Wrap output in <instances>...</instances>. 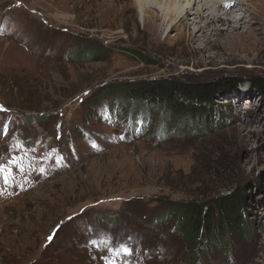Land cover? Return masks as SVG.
Masks as SVG:
<instances>
[{"label": "rangeland", "instance_id": "rangeland-1", "mask_svg": "<svg viewBox=\"0 0 264 264\" xmlns=\"http://www.w3.org/2000/svg\"><path fill=\"white\" fill-rule=\"evenodd\" d=\"M112 1L0 0V264H264V50L155 40L139 12L102 18ZM161 77L219 82L223 126L199 134L122 87ZM238 190L241 233L188 239L167 216Z\"/></svg>", "mask_w": 264, "mask_h": 264}, {"label": "bare ground", "instance_id": "bare-ground-1", "mask_svg": "<svg viewBox=\"0 0 264 264\" xmlns=\"http://www.w3.org/2000/svg\"><path fill=\"white\" fill-rule=\"evenodd\" d=\"M116 3L117 0L108 3L99 10V15L116 18L129 9L136 16L139 12L142 25L153 27L151 36L155 40H160L167 28L163 42L170 39L168 32L174 30L175 36L185 34L198 52L217 49L225 54L247 56L264 50V0H187L186 3L184 0H131L130 7H118ZM70 12L73 9L63 14L65 19L70 18ZM217 23L223 27L218 28ZM53 34L59 36L56 30ZM215 36L222 37V43L214 42Z\"/></svg>", "mask_w": 264, "mask_h": 264}, {"label": "trees", "instance_id": "trees-1", "mask_svg": "<svg viewBox=\"0 0 264 264\" xmlns=\"http://www.w3.org/2000/svg\"><path fill=\"white\" fill-rule=\"evenodd\" d=\"M253 81L264 92V80L256 77ZM219 84L217 81L190 82L175 77H161L146 82L126 83L122 87L139 100L148 99L168 115L191 122L195 120L194 128L201 134L215 128V125L219 128L223 126L219 118L221 113L217 108L210 107L214 98L219 96L218 90L221 88ZM245 196L244 192L238 190L217 199L215 213H210L212 210H202V206L195 202L167 203L166 213L167 216H177L178 226L188 239L194 240L203 234L213 238L214 233H219V230L230 229L241 233L244 231Z\"/></svg>", "mask_w": 264, "mask_h": 264}, {"label": "snow or ice", "instance_id": "snow-or-ice-1", "mask_svg": "<svg viewBox=\"0 0 264 264\" xmlns=\"http://www.w3.org/2000/svg\"><path fill=\"white\" fill-rule=\"evenodd\" d=\"M0 111H6L3 106H0ZM3 134L7 135V125L4 126L3 128ZM12 164H18L19 162L16 160L11 161ZM21 171H23V168H21ZM5 172H8L9 175H11V170L6 168L3 165H0V174H3ZM7 179V177H5ZM122 251H124L125 255L130 254V250L127 248H123Z\"/></svg>", "mask_w": 264, "mask_h": 264}]
</instances>
